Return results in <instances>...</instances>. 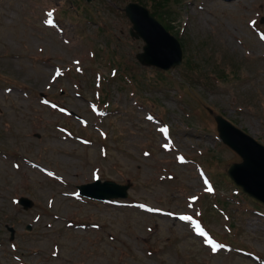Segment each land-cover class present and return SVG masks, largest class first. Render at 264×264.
I'll return each instance as SVG.
<instances>
[{"label": "rangeland", "instance_id": "rangeland-1", "mask_svg": "<svg viewBox=\"0 0 264 264\" xmlns=\"http://www.w3.org/2000/svg\"><path fill=\"white\" fill-rule=\"evenodd\" d=\"M147 1L0 0V264H264V206L207 109L264 144V0ZM128 2L180 65H140ZM95 178L128 196H79Z\"/></svg>", "mask_w": 264, "mask_h": 264}, {"label": "water", "instance_id": "water-1", "mask_svg": "<svg viewBox=\"0 0 264 264\" xmlns=\"http://www.w3.org/2000/svg\"><path fill=\"white\" fill-rule=\"evenodd\" d=\"M126 12L134 23L136 34L147 41L144 46L145 51L137 55L142 63L168 68L181 62V50L177 40L164 31L150 16L148 10L137 4H129L126 7ZM144 19L161 33L160 39L155 40L150 31L144 29ZM215 118L222 139L243 158L242 162L232 164L229 167V175L245 191L264 201V146L232 126L221 116L217 115ZM79 188L83 194L103 200L110 197L126 196L127 186L119 185L113 181L101 182L97 180L81 185ZM20 202L26 208L32 205V202L27 198H22Z\"/></svg>", "mask_w": 264, "mask_h": 264}, {"label": "snow or ice", "instance_id": "snow-or-ice-1", "mask_svg": "<svg viewBox=\"0 0 264 264\" xmlns=\"http://www.w3.org/2000/svg\"><path fill=\"white\" fill-rule=\"evenodd\" d=\"M49 15H50V13H49ZM49 23H50V21H49ZM161 131L164 132V133H167L168 129H167V128H164V129H161ZM164 147L167 148L168 145L165 144ZM181 159H182V158H181ZM49 174L51 175V173H49ZM141 207H144V206L141 205ZM180 219H181V220H184V221H192V217H190V216H181ZM192 223L194 224L196 230H197L200 234L203 235V230L199 227V225H198L196 222H194V221H192ZM207 242H208L209 244H212L213 250H215L216 245H215L211 240H209V241H207Z\"/></svg>", "mask_w": 264, "mask_h": 264}]
</instances>
